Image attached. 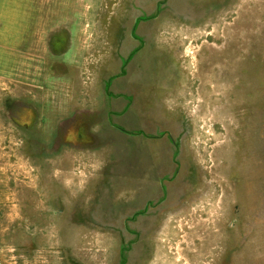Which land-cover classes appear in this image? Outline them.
I'll return each instance as SVG.
<instances>
[{
  "label": "rangeland",
  "instance_id": "1",
  "mask_svg": "<svg viewBox=\"0 0 264 264\" xmlns=\"http://www.w3.org/2000/svg\"><path fill=\"white\" fill-rule=\"evenodd\" d=\"M40 5L67 28L10 62L0 264H264V0Z\"/></svg>",
  "mask_w": 264,
  "mask_h": 264
},
{
  "label": "crops",
  "instance_id": "2",
  "mask_svg": "<svg viewBox=\"0 0 264 264\" xmlns=\"http://www.w3.org/2000/svg\"><path fill=\"white\" fill-rule=\"evenodd\" d=\"M41 9L40 0H0V105L9 86L10 62H26L22 67L30 70L29 62L55 59L46 56L49 51L42 42L53 29L66 30L67 24L49 16L42 19Z\"/></svg>",
  "mask_w": 264,
  "mask_h": 264
}]
</instances>
